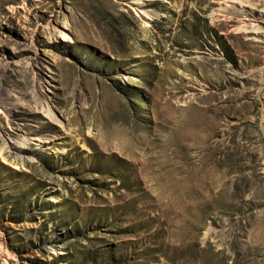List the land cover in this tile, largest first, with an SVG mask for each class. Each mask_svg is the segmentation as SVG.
<instances>
[{
    "label": "rangeland",
    "instance_id": "374dc122",
    "mask_svg": "<svg viewBox=\"0 0 264 264\" xmlns=\"http://www.w3.org/2000/svg\"><path fill=\"white\" fill-rule=\"evenodd\" d=\"M264 264V0H0V264Z\"/></svg>",
    "mask_w": 264,
    "mask_h": 264
},
{
    "label": "bare ground",
    "instance_id": "6f19581e",
    "mask_svg": "<svg viewBox=\"0 0 264 264\" xmlns=\"http://www.w3.org/2000/svg\"><path fill=\"white\" fill-rule=\"evenodd\" d=\"M2 264H6V261H5V259H3V261H2Z\"/></svg>",
    "mask_w": 264,
    "mask_h": 264
}]
</instances>
